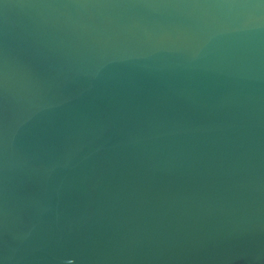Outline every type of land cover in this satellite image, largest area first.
<instances>
[{"label": "water", "instance_id": "obj_1", "mask_svg": "<svg viewBox=\"0 0 264 264\" xmlns=\"http://www.w3.org/2000/svg\"><path fill=\"white\" fill-rule=\"evenodd\" d=\"M0 264H264V0H0Z\"/></svg>", "mask_w": 264, "mask_h": 264}]
</instances>
